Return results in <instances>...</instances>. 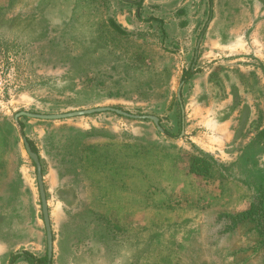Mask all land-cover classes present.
I'll list each match as a JSON object with an SVG mask.
<instances>
[{
  "label": "rangeland",
  "instance_id": "374dc122",
  "mask_svg": "<svg viewBox=\"0 0 264 264\" xmlns=\"http://www.w3.org/2000/svg\"><path fill=\"white\" fill-rule=\"evenodd\" d=\"M97 105L162 130L112 110L15 117ZM255 123L264 0H0V264L47 255L23 137L46 264H264Z\"/></svg>",
  "mask_w": 264,
  "mask_h": 264
},
{
  "label": "water",
  "instance_id": "95a60500",
  "mask_svg": "<svg viewBox=\"0 0 264 264\" xmlns=\"http://www.w3.org/2000/svg\"><path fill=\"white\" fill-rule=\"evenodd\" d=\"M177 95L178 97L180 95L179 87H178ZM102 110H112L117 113H120L126 116H131V117H141V118L147 117L154 122V124L159 130H162L158 122V117L156 115L130 113L123 109H120L114 106H109V105H97V106L83 108V109H74L70 111L56 112V113H39V112H30L26 110H20L15 113V117H17L18 115H27V116L45 118V119H56V118H63V117H69V116H74V115H80V114H88V113L102 111ZM22 139H23V144H24L26 152L28 153V155L31 157V159L33 160L35 164L38 192H39L42 216H43L45 232H46L47 258L49 259L51 256V250H52V231H51V226L49 222L48 207H47L45 189H44L42 173H41V165H40V161L38 158V154L34 150H32L29 142L27 141L25 137H23Z\"/></svg>",
  "mask_w": 264,
  "mask_h": 264
},
{
  "label": "trees",
  "instance_id": "16d2710c",
  "mask_svg": "<svg viewBox=\"0 0 264 264\" xmlns=\"http://www.w3.org/2000/svg\"><path fill=\"white\" fill-rule=\"evenodd\" d=\"M109 24L111 25L112 29L115 30V32L122 33L124 32V29L120 26L119 23H117L113 18L108 19ZM193 74V71L190 68L184 69L182 72V77L181 80L185 81L189 77H191ZM254 130H255V135L254 138L250 139V141L245 143L243 147V152H247L249 147L254 144L260 143L262 146V149H264V125L262 126L259 123L254 124ZM32 149H35L34 146L30 143ZM206 163L204 159L201 156L198 155H191L190 159V170H193L197 173H205L206 172ZM264 170V167H263ZM259 181L260 183L264 181V171L262 174L259 176ZM261 187H259V200L262 201L264 199V187L263 185L259 184ZM260 215L264 214V207L262 208L261 212L259 213ZM20 255H23V257L29 262L30 264H46L47 263V255L45 254L44 256L41 257H36L32 253L27 252L23 250Z\"/></svg>",
  "mask_w": 264,
  "mask_h": 264
}]
</instances>
